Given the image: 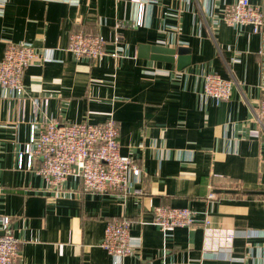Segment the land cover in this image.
<instances>
[{
	"label": "crops",
	"instance_id": "1",
	"mask_svg": "<svg viewBox=\"0 0 264 264\" xmlns=\"http://www.w3.org/2000/svg\"><path fill=\"white\" fill-rule=\"evenodd\" d=\"M142 1L137 27L132 0H0V60L10 43H32L48 57L25 70L23 97L0 91V217H11L20 241L15 264H114L101 242L107 223L122 217L140 250L124 264H264V127L256 121L264 27L256 34L226 24L236 0ZM250 2L264 11V0ZM74 31L103 35L104 57L77 59L68 50ZM141 45L190 48V63L180 70L140 56ZM211 72L234 82L229 100L203 95ZM111 116L121 153L142 168L133 186L142 195L84 192L75 173L58 187L19 167L32 125ZM158 206L188 207L198 222L165 237L152 223ZM206 216L214 229L236 231L231 252H206Z\"/></svg>",
	"mask_w": 264,
	"mask_h": 264
},
{
	"label": "built area",
	"instance_id": "2",
	"mask_svg": "<svg viewBox=\"0 0 264 264\" xmlns=\"http://www.w3.org/2000/svg\"><path fill=\"white\" fill-rule=\"evenodd\" d=\"M132 1L138 4L135 24L139 27L143 24L144 2ZM223 19L232 27L251 25L256 34L264 27V11L250 0H236ZM107 43L101 34L74 31L69 37L68 50L77 59L87 58L96 62L106 54ZM119 52L116 47L111 55L117 58ZM47 59L32 43H10L0 60V91L8 97H23L25 70ZM233 87L232 80L216 72L207 73L203 95L220 104L232 97ZM48 102L49 98H45V105ZM256 121L264 127V83ZM18 164L20 168L36 169L38 174L58 187L75 173L82 180L84 192L114 193L124 199L143 194L142 190L133 188L142 178V168L132 157L121 153L120 125L113 116L103 123L61 124L51 120L41 128L32 125L30 139L19 153ZM152 211V223L160 228L165 237L177 228L191 227L198 222L196 212L188 207L158 206ZM0 222L3 231L0 234V264H15L20 256V241L14 234L11 217L2 216ZM202 222L206 252L223 248L231 252L236 231L214 229L208 216ZM131 226L132 221L127 217L115 218L107 223L101 246L113 256L114 264H124L127 257L140 254L136 238L130 233ZM215 237L223 242L214 245Z\"/></svg>",
	"mask_w": 264,
	"mask_h": 264
},
{
	"label": "water",
	"instance_id": "3",
	"mask_svg": "<svg viewBox=\"0 0 264 264\" xmlns=\"http://www.w3.org/2000/svg\"><path fill=\"white\" fill-rule=\"evenodd\" d=\"M190 48L178 47H160V46H140V56L151 57V59L156 61H166L174 63L177 61L178 68L183 70L190 63ZM152 53V54H150ZM3 234V231L0 232Z\"/></svg>",
	"mask_w": 264,
	"mask_h": 264
}]
</instances>
